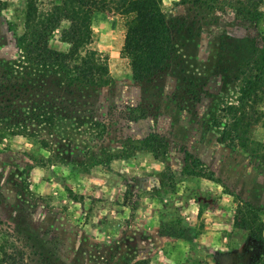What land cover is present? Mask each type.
Wrapping results in <instances>:
<instances>
[{
	"label": "rangeland",
	"instance_id": "374dc122",
	"mask_svg": "<svg viewBox=\"0 0 264 264\" xmlns=\"http://www.w3.org/2000/svg\"><path fill=\"white\" fill-rule=\"evenodd\" d=\"M26 1L0 0V264H264V232L235 227L264 225V0H162L179 55L148 83L131 16L96 13L109 85L28 60ZM60 2L38 5L57 38Z\"/></svg>",
	"mask_w": 264,
	"mask_h": 264
},
{
	"label": "trees",
	"instance_id": "16d2710c",
	"mask_svg": "<svg viewBox=\"0 0 264 264\" xmlns=\"http://www.w3.org/2000/svg\"><path fill=\"white\" fill-rule=\"evenodd\" d=\"M39 1L27 0L25 6L22 46L31 63L43 68L70 69L89 85H109L112 78L107 61L98 52L86 48L92 43L94 15L112 11L131 16L127 24L123 54L130 61L135 82H151L172 71L177 65L179 51L163 12L162 0H60L62 15L70 17L76 23V28L71 32H62L59 38L56 36L59 31L56 19L39 14ZM237 42L236 49L245 47V54L251 58V47L244 40ZM236 53L238 52L235 51ZM239 55L245 62L243 55ZM223 59L221 54L219 61ZM254 63L259 72L255 79H260L264 76V51L260 60ZM242 67H246L245 63ZM242 67L238 68V72L244 76ZM145 118L146 115L133 120ZM252 223L247 219H237L235 227L250 232L251 238L260 240L264 225L254 227ZM2 264L8 262L3 260Z\"/></svg>",
	"mask_w": 264,
	"mask_h": 264
}]
</instances>
